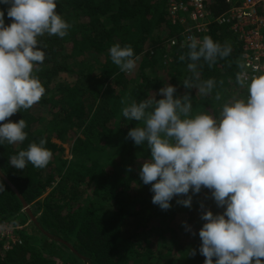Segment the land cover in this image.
Here are the masks:
<instances>
[{
  "label": "trees",
  "instance_id": "1",
  "mask_svg": "<svg viewBox=\"0 0 264 264\" xmlns=\"http://www.w3.org/2000/svg\"><path fill=\"white\" fill-rule=\"evenodd\" d=\"M169 1L56 0L57 13L72 27L62 39L40 38L47 45L42 47L46 59L35 74L46 89L45 96L31 109L0 121L24 119L28 125L22 144L0 145V173L29 206H35L42 228L71 244L90 264H204L205 257L199 253V230L205 223L201 214L224 211L206 188L192 194L186 217L174 211V202L182 196L174 197L167 211L154 205L151 185H144L139 177L150 150L127 137L136 122L122 116L120 101L125 96L137 102L154 94L160 99L159 89L171 84L177 96L185 91L192 96L193 114L204 111L218 117L223 103L248 94L246 87L236 83L244 71L241 46L227 27L219 26H212L209 36L229 43L232 53L211 68L203 61L198 68L201 81H217L213 94L201 98L196 89L183 87V80L192 73L188 61L179 60L188 49L179 46L182 31L166 19ZM7 7L0 4L5 26L12 22ZM208 9L218 16L227 7L222 0H208ZM172 39H176L173 47ZM117 43L133 48L134 71L121 72L111 61L108 50ZM217 91L220 101L214 99ZM41 138L53 153L46 168L29 164L18 170L10 165L12 155ZM3 183L0 224L21 222L22 204ZM184 218L196 230L194 234L186 232ZM33 228L29 231L34 234L37 229ZM33 234H23L21 245L0 252V264H59L57 246L38 231ZM40 236L43 243L37 241Z\"/></svg>",
  "mask_w": 264,
  "mask_h": 264
},
{
  "label": "clouds",
  "instance_id": "2",
  "mask_svg": "<svg viewBox=\"0 0 264 264\" xmlns=\"http://www.w3.org/2000/svg\"><path fill=\"white\" fill-rule=\"evenodd\" d=\"M0 4L8 5L12 21L5 26V12L0 10V121H7L45 96L35 74L46 59L42 47L47 45L40 38L62 39L72 25L57 13L56 0H0ZM183 46L188 51L179 60H187L192 73L183 87L196 89L201 98L211 96L217 81L199 79L200 62L213 67L218 59L231 55V45L206 35L188 36ZM108 51L121 72L135 70L137 58L130 45L117 43ZM236 83L247 88V97L223 103L218 117L204 111L193 114L192 96L188 91L177 96L171 84L159 89L160 99L154 94L139 102L129 96L120 101L122 116L136 122L127 137L150 150L139 177L144 185H151V202L167 211L173 198L182 196L176 203L191 208L192 194L206 188L217 207L224 208L222 214L210 210L201 214L205 223L199 230V253L204 264H264V74L247 81L238 75ZM221 98L215 92L214 99ZM27 126L24 119L0 124V145L22 144L28 137ZM45 144L43 138L29 143L9 158L10 165L18 170L29 164L46 168L53 153ZM4 191L0 181V192ZM184 227L191 231L186 222Z\"/></svg>",
  "mask_w": 264,
  "mask_h": 264
},
{
  "label": "built area",
  "instance_id": "3",
  "mask_svg": "<svg viewBox=\"0 0 264 264\" xmlns=\"http://www.w3.org/2000/svg\"><path fill=\"white\" fill-rule=\"evenodd\" d=\"M227 9L214 16L208 9V0H170L166 19L172 26L182 31L179 46L184 48L188 36L202 39L209 36L212 26L227 27L241 46L244 71L242 79L250 80L264 74V0H222ZM176 39L170 40V46ZM38 220L40 213L29 206ZM22 220L0 224V252L5 253L22 244V235L29 232L32 223L24 210ZM34 233L33 235H35Z\"/></svg>",
  "mask_w": 264,
  "mask_h": 264
},
{
  "label": "water",
  "instance_id": "4",
  "mask_svg": "<svg viewBox=\"0 0 264 264\" xmlns=\"http://www.w3.org/2000/svg\"><path fill=\"white\" fill-rule=\"evenodd\" d=\"M0 178L6 183V185L11 189V191L14 193V195L18 198V200L22 204V210H24V213L27 215L29 221L33 224V226L37 229V231L45 238L47 239L50 243L60 246V247H65L67 250H69L73 256H75L82 264H90V262L85 258L79 255V253L73 248V246L66 241L57 238L50 233L46 232L38 220L34 217L32 214V211L30 210L29 205L26 203V201L23 199V197L19 194V192L14 188V186L6 179V177L0 173Z\"/></svg>",
  "mask_w": 264,
  "mask_h": 264
},
{
  "label": "rangeland",
  "instance_id": "5",
  "mask_svg": "<svg viewBox=\"0 0 264 264\" xmlns=\"http://www.w3.org/2000/svg\"><path fill=\"white\" fill-rule=\"evenodd\" d=\"M35 208V206H32V209H34ZM174 208H175V212L177 213L176 215H178V217H181V216H184V217H186L185 215H186V212H188L189 210H190V208H188V207H185V206H182V205H180V204H177L176 202H174ZM26 219H24L23 221H25ZM183 222H185V218L183 219ZM32 226V229L33 230H35L34 228H33V225H31ZM191 228V231H186L187 233H190V234H193V233H195L196 232V230L194 229V228H192V227H190ZM30 232V231H29ZM36 233H37V231H35ZM36 235V234H35ZM42 237L40 236V237H38L37 239V241H39V242H41V243H43L42 241V239H41ZM45 239V238H44ZM47 242H49V241H47ZM50 243V242H49ZM57 246V245H56ZM56 252L60 255V258H58V259H56L55 258V260L57 261V262H59V264H69V262L71 261V260H75L76 259V257L75 256H73V254L69 251V250H64V249H62L61 247H59V246H57V249H56ZM74 258V259H73ZM54 259V258H53ZM70 263H72V262H70ZM77 264H82L79 260H77Z\"/></svg>",
  "mask_w": 264,
  "mask_h": 264
}]
</instances>
